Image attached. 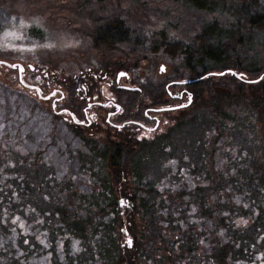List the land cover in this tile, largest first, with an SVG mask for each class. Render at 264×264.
Returning <instances> with one entry per match:
<instances>
[{
    "label": "trees",
    "instance_id": "16d2710c",
    "mask_svg": "<svg viewBox=\"0 0 264 264\" xmlns=\"http://www.w3.org/2000/svg\"><path fill=\"white\" fill-rule=\"evenodd\" d=\"M172 1L180 2L194 11L208 14L218 13L227 17L230 24L223 27L216 21L208 23L188 44H173L168 42L164 35H161L159 40L154 42L151 50L154 53L160 51L171 59L180 57L185 69L184 75L189 74L190 71L193 75L200 72L204 77L201 83V95L196 98L197 101L194 102L196 105L193 109L195 110L193 111V119L200 123L197 128L198 138L195 148L191 155L184 152L180 154L178 169L176 170L181 169L182 162L189 156L188 164H185L187 166L183 168L187 172L183 178V186L192 188V192L188 193L187 196L193 200H188L185 203L183 213L186 214L190 208H194V217L208 221L209 224L207 225L208 228H204L205 224H202L199 230L188 227L186 236L190 239H186V241L182 239L163 240L164 251H177L181 254L180 259H188L190 254L196 258L195 255L200 247L196 237L209 235L210 239L204 240L209 250L208 255L201 261H196L195 264H207V262L211 264H246L253 257L264 259V154L260 157L261 154L252 148L247 152V148L233 144L234 142L230 140L233 131L239 126H245V130H240V127L237 129L238 133L244 131L247 138H251V140H254L253 134L257 136L258 132L262 134V130H264V79H262L264 78V71L256 65V57L244 58L255 47L264 46V41H262L264 40V5L259 0ZM32 33L37 34L38 31L32 30ZM128 35L129 31L123 22L119 18H112L103 23L102 26H97L96 29L92 30L90 33L91 48L96 50L115 49V45L124 43ZM2 57L5 58V55ZM98 65L102 66L100 63ZM89 66L94 65L90 64ZM104 66L106 65L104 64ZM134 67L137 66L134 65ZM86 68L71 72L61 69L58 75H50L51 71H45L42 68L40 74L54 76V78L56 76L65 77L85 73ZM214 69L218 70L215 71L218 74L223 73L224 75L219 78L211 76L205 79L206 76L215 73ZM227 71L237 75L243 74L252 79L250 78V82L246 83L231 75H225ZM4 83H0V92L4 96V103L11 99V103L13 101V105L19 104L24 113H28L30 109L35 112L39 110L41 115L47 116L45 119L48 124H53L49 112L43 110L35 99L26 96L17 89L14 82L6 80ZM55 84L56 82L52 83V85ZM57 84L64 87L65 83L57 82ZM205 93L211 100L216 97H223L227 101H233L232 99L235 98L241 99L242 95L250 93L253 97V103L238 113L236 111L223 113L219 108L214 107L210 114H206L198 107L202 95ZM26 109L27 111H25ZM15 112L12 109L5 114L13 115ZM186 115L189 116L187 113ZM248 115L250 116L248 117ZM199 116H201L200 119H198ZM247 122H250V126ZM51 131H53L52 133L55 132L53 126H51ZM247 131L252 133V137ZM52 133L39 139L41 142L38 148L44 146V150L51 147L56 149L57 144L54 146V142L58 140L57 143L59 144L60 139L59 137L54 139L56 135ZM10 135L11 138L17 139L21 136V132L15 127H11ZM47 141L52 144H46ZM163 141L155 143L152 147L143 145L139 149L137 148L138 150L133 149L130 145L121 150L118 148V160L100 163L101 169H99L98 174L101 176L104 171L108 176L107 180L103 179L100 182L99 179L101 184L98 185V188L88 187L80 193V196L77 194L78 192H71L72 197H75L79 203V208L76 207L75 213L80 209L84 211L83 221L73 220L71 227H73L76 236L85 237L89 235L87 241L90 243L89 251L92 259L94 257L99 258L100 251L106 243L112 249L116 241L118 243L124 241V232L131 238L132 246L129 249L119 244L118 253L122 252V255H118V264H128L126 257H124L125 254L137 252L141 256V253L145 252L143 248H140L139 242H144V239L138 236L140 231L136 230L133 217L134 214L139 213L144 218V223L150 225L145 217H147V207L153 201L156 193L152 191L155 186H151V183L142 182L143 174L137 166L146 161L150 165L158 163L157 159H153L151 153L163 154L167 152L166 142ZM254 141L256 146L262 142L260 140ZM246 143L247 141H245L244 146L247 145ZM259 149L264 152L263 147ZM39 154V152H30L26 160L28 174L33 173L37 167L43 166V159L41 162L35 159V156ZM68 154L69 152L63 151L64 156ZM216 157L217 159H215ZM171 158L172 156H169L168 160ZM90 163L93 165L92 163L95 162ZM174 179L180 181L178 177ZM69 181L71 182V179ZM40 186L41 184H39ZM30 187L34 188L33 185L28 184V188ZM33 190L35 192V189ZM182 195L183 193L180 194V197ZM216 195L217 201L213 197ZM120 199L124 202L127 201L123 207L118 204ZM232 200L240 202L234 205ZM181 205L182 201L178 202L176 207L172 208L171 213L174 211L182 212L180 210ZM56 212L61 215L60 222L71 219L64 208L56 209ZM43 217V219H48L46 216ZM185 217L189 218L186 215ZM240 221L247 223H238ZM153 226L160 227L161 232L165 229L156 223ZM83 243L85 241L82 239ZM184 251L187 254H184ZM149 252L146 255L142 254V258L146 259L147 263L151 257L155 258L156 256L153 254L154 252Z\"/></svg>",
    "mask_w": 264,
    "mask_h": 264
},
{
    "label": "rangeland",
    "instance_id": "374dc122",
    "mask_svg": "<svg viewBox=\"0 0 264 264\" xmlns=\"http://www.w3.org/2000/svg\"><path fill=\"white\" fill-rule=\"evenodd\" d=\"M259 1L264 5V0ZM112 18H119L128 29L129 35L125 42L118 44V49L96 50L91 48L90 33L92 30L96 29L97 26H102L103 23ZM213 21L218 22L223 27H227L230 24V20L223 15L194 11L182 3L172 0H0V60L5 59L8 65L21 64L25 68V74L30 73L28 66L35 67L36 74H40V70L43 68L45 71H51L50 75H58L61 69L71 72L86 68L90 64L98 66L100 63L105 64L109 69L116 67L113 71L114 74L118 71V73L124 72L130 76H144L148 80H160L161 77L176 73L182 75L185 69L180 57L171 59L160 51L157 53L152 52L154 42L159 40L161 35H164L165 39L170 43L188 44L206 24ZM32 30H37L38 33L34 34ZM4 55L5 58L2 57ZM252 57H256V65L264 71V46L255 47L253 51L244 56L247 59ZM134 65L137 67H134ZM161 67L164 68L163 73L160 72ZM215 71L218 70L214 69ZM16 77V70L0 67V83H4L5 79V82L6 80L14 82L16 88L19 89L20 85ZM34 96V94H29L28 97L36 99ZM242 96L241 99H232L233 101H227L223 97H216L211 100L205 93L202 95L198 107L206 114H210L214 107L219 108L223 113H229L230 111L238 113L243 108L250 107V104L253 103V97L250 93ZM3 98L4 96L0 92V140L3 139V136L8 137L10 135L11 127H15L20 132L21 129H26L29 134L28 139L35 141L53 132L45 119L47 116L41 115L39 110L35 112L30 109L28 113H24L19 104L13 105L14 103L13 101L11 103V99L4 103ZM11 108L16 112L13 115L5 114L10 112ZM194 108L195 104L189 111L171 114L173 118L169 123L168 133L164 138L167 152L163 154L151 153L153 159H157L159 165L158 163L150 165L146 161L137 166L138 170L143 174L142 182L157 186L162 194V189L167 186L166 183L160 184L162 173L177 169L176 167L179 164L178 157L182 152L191 155L194 151L198 138L197 128L200 126V123L193 119ZM247 123L249 125L250 122ZM53 128H55L53 134L56 135L54 139H58L57 137L60 139L59 144L57 143L58 140L54 142V146L57 144L58 148H53V151L47 154L49 157L43 158L42 167H37L33 173H27V188L28 184L34 187L28 188L29 193L34 191L33 189L36 192L28 201L33 203L37 214H46L48 209L51 208L55 211L56 209L64 208L65 212L69 213V218L74 221H83L84 211L80 209L75 213L76 207L79 208V203L75 200V197H72L73 194L71 192H78L77 194L80 196V193L88 187H92V189L98 188V185L101 184L100 182L103 179L107 180L108 176L105 173L101 176L98 174L99 169H101L99 163H92L93 165L90 163L87 168L86 164L81 163L77 159H67V157L65 159L63 150L69 152L70 148L69 146L67 147L66 143L68 139L67 132L61 125H57V127L53 125ZM218 128H220L219 125ZM237 129L233 131L230 137V140L234 142L233 144H239L247 148V152L251 148L252 150H257L261 156L258 155L262 157L264 152L259 148H264V130H262V134L258 132L257 136L253 134L254 140L262 141L259 146H256L254 144L255 141L247 138V134L244 131L239 134ZM241 129L245 130V126H242ZM247 132L252 137V133ZM245 141H247L246 146H244ZM33 143L34 141H30L29 144L32 145ZM26 148L27 152L32 149L29 145H26ZM169 156H172L170 160H168ZM188 159L189 156L186 157V160ZM186 160L182 162L184 168L187 166L185 164H188ZM17 170L19 171V168ZM92 175L93 177H91ZM69 179H71V182ZM12 183L15 185L14 179ZM39 184H41L40 187ZM182 189L185 191L181 192ZM190 192H192L190 186H182L181 189L174 190L170 196L177 203L178 200H181V193H185L187 201L193 200L187 196ZM213 197L217 201V195ZM239 202L238 200H232L234 205ZM123 203L122 199L118 201L119 206L121 205L120 207H123ZM56 204H58V208ZM171 208H167L162 212ZM171 210L173 211V209ZM194 213V208H190L186 216H191L193 223L198 229H200L202 224H205L204 228H208L209 222L198 219V217L195 218ZM30 214L31 211L28 210V219ZM57 215L58 217H48V219H60V213H57ZM133 218L136 230L140 231L138 236L144 239V242H139V245L145 252H142L141 256L137 252L125 254L126 263L183 264L179 258L173 257V252H170L171 256L164 251L162 239V237L168 236H171L172 239L173 235L179 234L175 230L178 227L165 226L168 231L172 227L171 233L167 234L168 231L161 232L160 227L144 223V218L139 213L134 214ZM68 223L70 224V222ZM67 226L69 225L65 224L63 228L65 229ZM0 235H2L1 231ZM11 235L13 234L11 233ZM76 237L75 235L73 243L69 242L64 245V251H69L68 246L76 254L78 250H82ZM119 244L127 247L125 240L118 243V246ZM149 251L155 252L156 257H151L147 263L146 259L142 258V254L146 255L150 253ZM208 251L207 245L199 247L195 255L197 259L193 257V254H190L187 264H195L196 261L206 258ZM118 255L121 256L122 252L118 253ZM136 255L137 259L134 257ZM207 264L211 263L207 262ZM246 264H264V259L253 257Z\"/></svg>",
    "mask_w": 264,
    "mask_h": 264
},
{
    "label": "flooded vegetation",
    "instance_id": "af4514ba",
    "mask_svg": "<svg viewBox=\"0 0 264 264\" xmlns=\"http://www.w3.org/2000/svg\"><path fill=\"white\" fill-rule=\"evenodd\" d=\"M115 49H118V43ZM15 65L23 68L20 74L17 69L10 68L4 59L0 60V67L16 70L19 90L26 96L34 94L35 100L41 104L42 109L49 112L50 120L53 121L50 126L61 125L67 132L66 143L71 149L69 148V156L64 158L77 159L86 164L87 168L90 162L100 164L118 160V148L121 150L128 145L133 149H139L143 145L152 147L155 143L165 140L169 123L173 118L171 114H180L192 108L197 101L196 98L201 95V83L204 79L200 72L193 75L190 71L187 76L176 73L161 77L160 80H148L144 76H130L127 73L118 77V71L113 73L116 67L109 69L104 64H101L104 67L89 66L85 69V73L54 78V76L36 74L35 67L32 66L27 67L30 73L25 74V68L21 64ZM233 73L227 71L225 75H231L246 83L250 82L247 76L236 73L233 75ZM223 75V73H211L205 79L211 76L219 78ZM53 82L65 84L61 87L63 86L61 84V86L52 85ZM28 136V131L21 129L19 138H11L9 135V138L3 136L0 140V231L2 233L0 264H118V241L112 249L106 243L98 259L96 257L92 259L90 255L88 234L85 237L79 235L76 237L79 247L82 248L77 254L71 251L69 246V251H64L66 243L74 242L75 234L71 227L73 220L60 222L58 218L43 219V216L58 217L52 208L43 215L35 212L33 203L28 201L36 192L29 193L27 188L26 160L30 152H39L35 159L41 162L44 157H49L47 154L53 151V148L46 150L44 146L38 148L41 141L28 139ZM30 141L34 143L30 145ZM46 144L52 143L47 141ZM26 145L32 147L29 152L26 151ZM180 168L162 173L164 175L160 178L162 180L160 184L166 183L167 186L162 189L163 194L159 192L157 186L152 188L156 195L147 207L146 219L150 224L155 225L156 222L158 226L165 228L163 231H168L165 226L178 227L175 230L179 234L173 235L172 239L171 236L163 237L164 241L175 239L186 241L190 239L186 236L188 227L197 229L191 216L186 218V214L183 213L187 202L185 193L180 197L181 200H178V202L182 201L180 206L182 212L171 213L177 202L170 195L174 190L181 189L183 178L187 175L184 167ZM175 177L180 178V181L174 179ZM13 179L16 186L12 183ZM126 203L127 201L123 205ZM167 208L171 209L162 212ZM28 210L31 211L29 219ZM65 224L69 226L64 229ZM169 232L171 233V227L167 234H170ZM125 233L124 239H131ZM82 239L85 241L83 244ZM196 239L202 247L205 245L204 240L210 237L201 235ZM25 240L28 243H24ZM175 247L177 248V245ZM153 254L156 255L155 252ZM184 254L187 252L184 251ZM172 255L175 258L181 256L177 251H173ZM134 257L137 259V255ZM179 260L183 264L189 261L180 258Z\"/></svg>",
    "mask_w": 264,
    "mask_h": 264
},
{
    "label": "water",
    "instance_id": "95a60500",
    "mask_svg": "<svg viewBox=\"0 0 264 264\" xmlns=\"http://www.w3.org/2000/svg\"><path fill=\"white\" fill-rule=\"evenodd\" d=\"M10 68H12V69H17V71H18V73L20 74L21 72H22V70H23V68L20 66V65H15L14 64V66L15 67H13V65H8ZM162 68V67H161ZM161 68H160V72H162L161 71ZM121 73H123V72H119L118 73V77H122V76H124L125 75V73H124V75H120ZM127 233H125V235H126ZM129 241H131V239H129V238H126L125 239V243L127 244V247L130 249L131 248V246H132V241H131V244H129Z\"/></svg>",
    "mask_w": 264,
    "mask_h": 264
},
{
    "label": "snow or ice",
    "instance_id": "6c2138e0",
    "mask_svg": "<svg viewBox=\"0 0 264 264\" xmlns=\"http://www.w3.org/2000/svg\"><path fill=\"white\" fill-rule=\"evenodd\" d=\"M13 67H15V66L13 65ZM161 71H164V68L163 67L161 68ZM120 75H124V73H121ZM233 75H235V73H233ZM262 79H264V78H262ZM53 95H55V93H53ZM189 101H191V97H189ZM77 122L79 123L80 121H77ZM15 222L16 221H13V223H15ZM238 223H247V222L246 221H240ZM21 227H23V224H21ZM24 243H28V241L25 240ZM129 244H131V241H129Z\"/></svg>",
    "mask_w": 264,
    "mask_h": 264
}]
</instances>
